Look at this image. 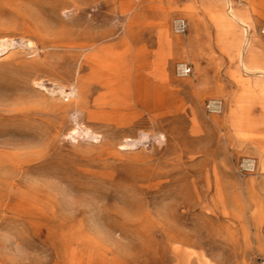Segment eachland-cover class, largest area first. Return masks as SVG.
Wrapping results in <instances>:
<instances>
[{
    "label": "rangeland",
    "instance_id": "374dc122",
    "mask_svg": "<svg viewBox=\"0 0 264 264\" xmlns=\"http://www.w3.org/2000/svg\"><path fill=\"white\" fill-rule=\"evenodd\" d=\"M263 27L264 0H0V264H258Z\"/></svg>",
    "mask_w": 264,
    "mask_h": 264
},
{
    "label": "built area",
    "instance_id": "2783aa9c",
    "mask_svg": "<svg viewBox=\"0 0 264 264\" xmlns=\"http://www.w3.org/2000/svg\"><path fill=\"white\" fill-rule=\"evenodd\" d=\"M172 29L177 33H182L187 29V20L183 16H175L171 21ZM264 34V27L262 29ZM177 72L180 75H186L192 71L190 63L187 61H180L176 65ZM204 110L208 113L220 112L223 108V100L220 97H208L203 102ZM253 165V160L251 158H246L242 161V166ZM258 264H264V257H261Z\"/></svg>",
    "mask_w": 264,
    "mask_h": 264
},
{
    "label": "crops",
    "instance_id": "0c3cea01",
    "mask_svg": "<svg viewBox=\"0 0 264 264\" xmlns=\"http://www.w3.org/2000/svg\"><path fill=\"white\" fill-rule=\"evenodd\" d=\"M177 16H182V15H177ZM184 17V16H183Z\"/></svg>",
    "mask_w": 264,
    "mask_h": 264
}]
</instances>
